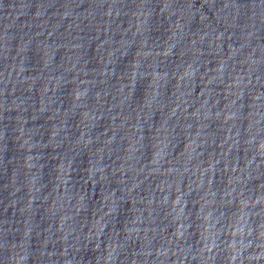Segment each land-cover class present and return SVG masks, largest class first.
Instances as JSON below:
<instances>
[{
  "label": "water",
  "instance_id": "95a60500",
  "mask_svg": "<svg viewBox=\"0 0 264 264\" xmlns=\"http://www.w3.org/2000/svg\"><path fill=\"white\" fill-rule=\"evenodd\" d=\"M0 264H264V0H0Z\"/></svg>",
  "mask_w": 264,
  "mask_h": 264
}]
</instances>
